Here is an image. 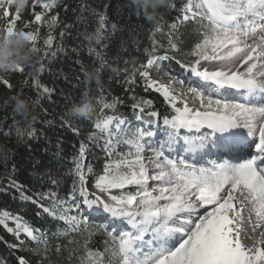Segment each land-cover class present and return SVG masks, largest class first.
I'll return each mask as SVG.
<instances>
[{
  "label": "snow or ice",
  "instance_id": "1",
  "mask_svg": "<svg viewBox=\"0 0 264 264\" xmlns=\"http://www.w3.org/2000/svg\"><path fill=\"white\" fill-rule=\"evenodd\" d=\"M5 3L0 0V6ZM7 3L4 18L10 15L11 0ZM61 6L67 8L62 0H34V19L24 26L37 27L18 33L41 53L39 67L28 73L37 92L33 106L54 92L39 79L43 61L67 54L62 41L54 46L53 33L60 24L54 10ZM108 7L110 0L104 5ZM129 7L134 9L130 15L151 24V45L145 61L125 69L127 100L113 97L109 102L103 89L99 91L98 115L87 139L104 153L102 168L84 162L87 145L81 143L70 193L61 197L52 189L26 195L25 186L12 178L13 167L0 191L14 189L18 195L13 199L35 205L37 217L46 215L65 227L49 236L22 215L2 210L0 227L14 242L0 236V243L13 250L16 264H32L31 256L38 257L37 264H59L48 253L59 258L67 249L71 259L75 249L68 246L81 240L78 264H264V0H173L163 7L175 13L171 21L158 12L149 20L141 8L132 3ZM20 19L17 10L7 23L8 36L17 34ZM105 23L102 13L94 33L97 45ZM70 27L61 30V38ZM188 34L196 39L186 50ZM41 39L42 48L37 46ZM88 54L98 77L108 67L107 55L94 47ZM7 71L24 74L25 66ZM0 85L13 88L4 75ZM140 85L163 98V114L152 99L138 95ZM124 106L138 122L135 126L121 111ZM24 116L23 126L3 132L6 138L13 132L24 141L37 138L35 117L28 121ZM61 124L79 135V127L66 116ZM252 148L254 153L246 151ZM96 218L99 223L92 222ZM95 235L104 238L102 252L90 247Z\"/></svg>",
  "mask_w": 264,
  "mask_h": 264
},
{
  "label": "trees",
  "instance_id": "2",
  "mask_svg": "<svg viewBox=\"0 0 264 264\" xmlns=\"http://www.w3.org/2000/svg\"><path fill=\"white\" fill-rule=\"evenodd\" d=\"M106 2L109 0H62V5H66L67 8L61 6L54 10L60 21L59 27L53 33L56 37L54 46L61 45L62 41V46L67 50V54L60 55L50 63V58L43 61L45 71L39 74V79L44 85L54 89L50 97H39L40 103L33 106V99L37 98V92L32 87V77L28 73L34 71L33 66L39 67L36 61L32 65L25 66L24 74L0 72V75H4L13 85L11 90L0 85V145L4 148L3 155H0V187L7 186V176L12 173L14 167L15 173L12 178L25 186L26 195L52 189L59 196L67 197L74 179L72 174L74 158L78 155L81 143L87 145L84 162L92 163L96 170L102 168L104 153L87 139L89 133L94 130L93 122L98 115L99 105L96 103V99L101 88L104 97L109 102L113 97L128 99V93L125 91L127 86L123 83L125 69L130 71L139 62L146 60L145 50L151 45L150 29L152 27L148 21L130 15V11H134L129 7L131 0H110V7L105 9ZM33 5L26 22L33 20ZM41 10L39 7L35 8L37 12ZM157 12L165 14V18L169 21L175 15V13L168 14L164 8L157 9ZM102 13L106 14V23L101 45H97L94 41L85 40L84 36L94 35ZM79 17H83V19H78ZM114 22L116 28L113 31ZM69 25L71 27L67 28L68 35L61 38V30ZM36 27L37 25L32 23L27 29L24 26V30L34 31ZM46 32V27L41 28V38ZM158 38L162 42H166L163 37L158 36ZM195 39L196 37L192 34L184 37L186 50ZM37 46L43 47L42 39L38 41ZM89 47L101 49L107 55L108 67L99 74V84L96 78L89 79V76L85 75L87 72L96 77L93 58L88 54ZM72 48H78V54L74 53ZM36 55L39 58L41 53L36 52ZM78 61H82L83 66ZM21 89L23 95L19 94ZM136 91L139 96L152 99L161 114L164 113L163 99L158 94L143 91L142 85ZM13 95L16 96L15 100L10 98ZM21 101L29 105L30 115H27V120L31 121L35 117L33 126L38 131L36 139L28 138L24 141L22 138L18 139L14 132L7 138L3 135V132L9 131L14 125H24L25 116L14 111V105ZM89 102L94 109L91 121L70 114L74 106ZM121 111L127 115L133 126L137 123L132 118L129 107L124 106ZM64 116L71 121L73 126L79 127V135L74 134L68 126L61 124V118ZM47 121H52V123L48 124ZM58 141L59 148H57ZM57 152H59V156L56 155ZM5 155L7 156L6 160L4 159ZM94 157L99 159H94ZM52 180L59 181V184L52 183ZM17 195L18 193L14 189H9L8 192L0 191V211L8 210L22 215L33 226L47 231L49 236L58 228L65 227L62 221L52 220L46 215L43 218L37 217L35 213L39 209L30 202L22 203L18 199H13ZM92 222L99 223L95 220ZM75 235V233L70 234L68 238ZM0 236L10 243L14 242V238L1 227ZM60 243L65 244L66 239L61 238ZM82 243L81 240L80 244L68 246V248L75 249L71 259H68L69 251L67 249L59 258L53 252H49L48 255L52 261L59 259V264H78ZM90 247L94 251L102 252L104 238L101 235L93 236ZM12 252L13 250L0 243V260L6 261L7 264H16ZM16 255L28 256L30 254L17 252ZM31 259L32 264H37L38 257L31 256Z\"/></svg>",
  "mask_w": 264,
  "mask_h": 264
},
{
  "label": "clouds",
  "instance_id": "3",
  "mask_svg": "<svg viewBox=\"0 0 264 264\" xmlns=\"http://www.w3.org/2000/svg\"><path fill=\"white\" fill-rule=\"evenodd\" d=\"M173 2V0H131L133 5H136L138 8H141L149 20H154L157 16V9L167 7ZM29 5V0H11L10 7L14 8L15 11L22 12ZM3 7H9V4L6 3L3 6H0V9ZM3 18L0 17V20ZM22 32L17 30V34L13 36H8L6 34V29L4 24L0 23V72H6L8 68L17 66V65H32L35 61L38 60L36 52L33 51L32 45L29 44L22 36L18 33ZM84 39L92 42L96 40L94 35H85ZM98 77H93L89 75V79ZM14 111L17 114L21 115H30L29 105L21 101L17 103L14 107ZM92 105L91 103H85L83 105L74 106L70 114L77 118L89 119L92 116ZM4 148L0 145V155H3Z\"/></svg>",
  "mask_w": 264,
  "mask_h": 264
},
{
  "label": "rangeland",
  "instance_id": "4",
  "mask_svg": "<svg viewBox=\"0 0 264 264\" xmlns=\"http://www.w3.org/2000/svg\"><path fill=\"white\" fill-rule=\"evenodd\" d=\"M33 4H34V0H29V5H28V6H27V7L21 12V19L17 22V24H16V28H15V31H17V30L25 31V30H24V24H25V22H26V19L30 16V13H31L30 9H31V6H32ZM4 10H5V9H0V17L3 18L2 20H0V23L4 24L5 29H6V28H7V23L10 22L12 19L15 18L16 11H15V9L12 8V7L8 8L7 10H9L10 15H9V17L4 18L3 15H2V13H3ZM33 19H34V17H33ZM177 72H179L178 69H177ZM179 78L183 79L182 76H180ZM156 94H157V93H156ZM158 95H159V94H158ZM161 98H162V97H161ZM162 99H163V98H162ZM137 123H138V122H137ZM137 123H136V124H137ZM136 124H135V125H136ZM135 125H134V126H135ZM252 149H253V150H252ZM252 149H250V150H251V152L254 153L255 149H254V148H252ZM212 158H215V157H212ZM95 221L100 222L99 218H96ZM1 228H2V227H1ZM2 229H3V228H2ZM3 230H4V229H3Z\"/></svg>",
  "mask_w": 264,
  "mask_h": 264
},
{
  "label": "bare ground",
  "instance_id": "5",
  "mask_svg": "<svg viewBox=\"0 0 264 264\" xmlns=\"http://www.w3.org/2000/svg\"><path fill=\"white\" fill-rule=\"evenodd\" d=\"M253 150V149H252ZM246 151H251L250 149L249 150H246ZM11 226V225H10Z\"/></svg>",
  "mask_w": 264,
  "mask_h": 264
}]
</instances>
